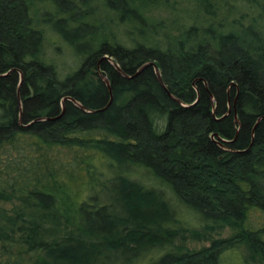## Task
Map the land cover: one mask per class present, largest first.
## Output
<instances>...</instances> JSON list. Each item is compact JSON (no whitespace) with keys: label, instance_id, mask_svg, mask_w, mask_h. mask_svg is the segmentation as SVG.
<instances>
[{"label":"trees","instance_id":"1","mask_svg":"<svg viewBox=\"0 0 264 264\" xmlns=\"http://www.w3.org/2000/svg\"><path fill=\"white\" fill-rule=\"evenodd\" d=\"M37 1L0 0V264H232L239 247L264 264V0H194L175 34L144 15L170 0H45L77 59L62 78ZM149 63L164 87L136 74Z\"/></svg>","mask_w":264,"mask_h":264},{"label":"rangeland","instance_id":"2","mask_svg":"<svg viewBox=\"0 0 264 264\" xmlns=\"http://www.w3.org/2000/svg\"><path fill=\"white\" fill-rule=\"evenodd\" d=\"M44 1L45 0H38L37 1V2H39L38 5L40 4L42 6L41 8H39L38 5H35L33 3V6H34L33 9L35 11L39 9V17L37 18L38 21H40L41 23H48L47 21H50V20L47 19L45 17V15L46 16L53 15L54 8L52 7L51 4H49V3L46 4V2L44 3ZM193 1L194 0H170L171 7L170 6L166 7V6H162V5H159L156 7H149L148 9L145 10L144 15L149 20L150 24L161 25L162 28H164L163 31L165 33L175 34L179 27H183L185 25L194 23V20L197 19L199 16H201L197 12ZM37 2H35V3H37ZM91 2L98 4L96 0H91ZM94 7L95 8L92 9L94 14H96V12L98 13L100 11H101L100 14H103V10L100 7V5H96ZM82 8H84V7H82ZM92 11H91V13H92ZM96 17H97L96 19L99 21L101 15L96 14ZM236 18H237V16H236ZM217 20H219V19H217ZM50 22L52 24H50ZM50 22H49V24H43V25L39 26V28L43 29L44 36L47 39V43L45 44L44 53L48 59H50V58H54V59L56 58L57 59V57L59 58V59H57V61H59L60 65H62V68L63 67L64 68L61 70H59V68H58L57 72H58L59 77L62 78V76L63 77L65 76L63 74L64 71L72 70L73 68H75L77 66V59L68 50L64 51L61 56L56 53V51L59 52L60 50L55 48V46L59 45L58 43L56 44L55 41L56 42H62L63 39L60 36V34L57 32L58 27L54 26L52 21H50ZM52 26H53L55 32L53 31ZM163 34L164 33H162L161 36H163ZM140 176H141L140 179L143 178V181L146 179L145 174H140ZM164 191L167 192V190H164ZM167 195H168V197H170L169 194H167ZM2 206H4L8 210L11 209V204H6V205H2ZM179 215L182 216L183 222H187L188 224L197 225V224H194V223L198 222L197 216L193 212L185 211V209H180ZM253 218L256 221L258 226L261 223L264 224V221L262 220L261 216L258 213H254ZM234 234L235 233L233 230L226 228V229L222 230V232L218 236H215L214 238L226 239V238L233 236ZM185 246H186V248H188L190 250H199L200 248H202L204 246L205 247L209 246V242L187 241L185 243ZM247 254L248 253L244 249V247H239L238 249H236L234 251H230V253H228L227 255L224 254L223 259L228 260L230 258V262L232 264H243V258L246 257ZM253 264H259V263L253 262Z\"/></svg>","mask_w":264,"mask_h":264},{"label":"water","instance_id":"3","mask_svg":"<svg viewBox=\"0 0 264 264\" xmlns=\"http://www.w3.org/2000/svg\"><path fill=\"white\" fill-rule=\"evenodd\" d=\"M105 59H107V57H105ZM147 66H152V67L154 68V71H155V74H156V76H157V79H158V81L160 82V84L163 86V84H162V82H161V79H160V76H159V73H158V71H157V69H156V66H155L154 64H152V63H149V64H146V65L142 66V67L137 71L136 74H138L143 68H145V67H147ZM103 81L108 85L107 80L103 79ZM163 87H164V86H163ZM170 97H172V96H170ZM111 100H112V99H110V102H111ZM175 101H176V100H175ZM63 107H64V106H63V104H62V108H63ZM78 107H79V109L84 110V108H83L82 106H78Z\"/></svg>","mask_w":264,"mask_h":264}]
</instances>
